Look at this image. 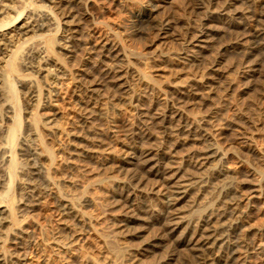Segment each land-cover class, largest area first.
<instances>
[{"label": "bare ground", "instance_id": "6f19581e", "mask_svg": "<svg viewBox=\"0 0 264 264\" xmlns=\"http://www.w3.org/2000/svg\"><path fill=\"white\" fill-rule=\"evenodd\" d=\"M49 1L67 18L61 41L64 58L56 56L54 50L58 39L49 36L43 40L44 49L33 50L37 56L26 61L27 67L39 73L34 60L42 58L40 53L45 51L47 59L41 61L49 65L47 76L52 79L47 81L52 84L64 78L71 68L79 107L74 122L65 130V146L70 151L60 168L55 167L40 136L37 114L33 115L31 128L39 148L34 146L31 154L36 158L40 155L42 162L35 167L30 156L27 158L32 183L25 187L27 200L23 209H33L43 194L44 189L32 181L40 174L42 165L50 178L48 191L57 197L66 216L52 228L48 239L62 252L60 264H177L183 257L181 252L187 255L184 251L197 256L199 264H227L235 260L250 264V253L264 256V224L259 228L261 237L247 239L253 231L249 220L253 208L260 205L264 214V0H220L202 14L204 22L193 24L181 35L171 33L178 46L175 44L177 47L169 50L170 47L157 45L158 52L164 55L158 74L145 70L141 57L133 52L129 56L112 36L93 28L83 32V22L76 16L79 0ZM103 1L85 0L98 6ZM15 2L0 0V14L5 12L11 17ZM194 5L201 8L199 1ZM134 6L130 11L132 19L125 24L130 35L154 31L161 38L169 35L171 26L155 19L152 8ZM24 8L9 23L8 31L0 32V96L4 67L8 66V72L26 80L29 98L39 105L43 94L29 74L31 71L19 72L11 55L5 59L11 49L8 46L19 41L27 30L37 31L50 25L43 9V17L29 22V28L23 30L28 27L24 20L27 13L22 16ZM3 25L8 22L2 21L0 27ZM6 36L8 43L2 47V38ZM82 49L85 57L78 54ZM170 53L176 54L177 60L172 61ZM133 75L141 82L137 86ZM163 82L165 89L161 90ZM55 94L47 91L41 102L55 105ZM117 101L134 109L133 117L125 121L126 128L123 126L124 137H116L115 141L121 144L119 153L104 138L106 124L96 123L105 114L106 106ZM50 118L43 120L47 130L53 128V117ZM97 153L104 155L100 169L89 165ZM235 154L239 160L227 170L228 165L221 161L236 157ZM102 169L113 173L108 184H104L106 170ZM74 171L83 172L82 178L74 176ZM209 179L213 181L208 185ZM61 181L71 187L61 191L56 186ZM93 184L101 186L106 200L96 214L84 213L79 204L94 200ZM3 210L6 213L0 215L4 217H0V222L17 221L12 204L0 209ZM106 213L114 215L115 224L103 221ZM93 220L103 224L96 228L102 251L96 256L79 258L74 253L75 246ZM15 258L8 262L0 253V264H27L24 255ZM183 259L185 262L186 258ZM44 262L43 258L38 264Z\"/></svg>", "mask_w": 264, "mask_h": 264}, {"label": "rangeland", "instance_id": "374dc122", "mask_svg": "<svg viewBox=\"0 0 264 264\" xmlns=\"http://www.w3.org/2000/svg\"><path fill=\"white\" fill-rule=\"evenodd\" d=\"M43 1L44 0H17V2H15L16 7L14 6V9L11 10L10 12L11 17L8 16V14H6L5 12L1 13L2 15L0 14V23H2V21L8 22V25L6 26L3 25L0 27V32L8 31L7 26H9L12 23V21L14 20V17L18 15L21 8H24L25 6L26 7L24 8V12L22 16L24 17L25 12L27 13L26 18H24V20L27 22L26 26L29 25V22H33V21L35 22L37 18L41 19L43 15H46V17L50 18V25H48L44 29H41L42 31L41 30H37V31L27 30V32L22 35L19 41L18 40L16 42L14 41L13 42L14 44L12 46L10 45L8 46L11 49L10 51H8L9 54L5 57V59H8V57L11 58V56H13L12 63L14 67H16L21 73H29L31 71V68L27 67L28 64L26 63V61L28 59H33L34 57L37 56L35 55L34 52H36L37 50L44 49L42 45L44 44L43 40L46 37L50 36V37L56 38L55 40L58 39L57 41H55L54 50L56 52V56L64 58V56H62L64 55V51L61 47L62 46L61 41L64 40L63 34L66 33L65 30L67 29V22L65 23V20L67 18H65V15L62 14V12H60L61 11L60 9L57 10L56 7L55 8L51 7L53 5L52 2H50L49 0H46L44 1V5L48 3L47 4L48 6L47 5L44 6L42 4ZM195 1L200 2L201 8L196 9V6L194 5ZM217 3H220V0H192V3H191V0H106L105 2L103 1V4H101L100 5L101 7H100L97 4L85 2V0L83 2L79 0V2L76 4V8H77L76 16L81 18L83 22L82 23L83 32L89 31L91 28H93V29H96L103 33L108 34L110 37L112 36V38L120 46H122L123 48L125 47L124 49L129 56L133 52L137 56L141 57V59L144 61L143 68L145 70H149L154 74H158L159 71L157 68H158V65H163L161 64L160 60L163 59L164 55L158 52L157 45L159 46V43H160L163 46L162 48L165 47L166 49L170 47L169 50L176 48L178 44H176L174 39H171L170 34L173 33V34L181 35L188 28L204 22V20H202V14L207 9H210L211 7L217 5ZM84 4L85 6H83ZM134 5L135 6H146V7L152 8L155 19L159 21L161 20L165 21V23L167 21L169 26H171V30L174 32L170 30L169 35L167 33L166 37H163V38L160 37V34L157 33V31L156 32L154 31V33L151 32L152 34L148 32L149 33V34L147 33L148 35H145L146 33L140 36L139 35L136 36L132 34L130 35L128 32L127 25L125 24H126L127 19L131 18L130 11ZM99 8L100 9L102 8V11ZM42 10L44 13L42 12ZM46 10H49V11H46ZM28 15L29 16L31 15V16L28 17ZM106 24L108 26H105ZM27 28H29V26L24 28L23 30ZM108 29L110 30V32ZM7 36H9V34ZM7 36L2 38L1 42H4V44L2 43V47H5L6 46L5 43L6 44L8 43ZM0 37L2 36L0 35ZM163 39L164 40L167 39V40L164 41ZM37 43H38V46L34 45ZM175 44L177 45L176 47H175ZM39 45H41L42 48ZM38 48H41V49H38ZM33 50L35 51L33 52ZM79 51H78V54L82 55L83 57L87 55L83 49L80 52ZM170 54H169V58L172 59V61L177 60V56H175L176 54L172 53L171 56ZM39 57H42V58H37L34 60L35 69L39 70V73L38 71L37 73L36 72L33 73V71H31L29 74H32V76L36 79V83L40 89V93L43 94L41 95V101L47 91H49L52 94L53 92H57V94H55L54 96L55 100L53 102L55 103V105L53 106L52 105L46 106L41 101L39 105L38 104L35 105L32 99L29 98V95H28L29 87H27L28 84L26 80L24 78L18 77L19 75L17 74H13V73L11 74L10 72H8L7 71L8 66L4 67V72H3L4 80H3L2 87H1L2 95L0 96L1 98L0 99V127L3 128V130L1 128L0 130L3 132L0 131V145L2 144L1 147L3 146V149L4 148L5 149L4 151L0 149L1 150L0 151V176H1L0 178V209H3L4 207L7 208L9 205L12 204L14 206V213L16 215L17 221L15 223L0 222V230H1L0 232L2 235V236L0 235V238L2 239V240L0 239V245H1L0 253L2 254L4 259L6 258L5 260L8 262L12 261L11 259L15 260L16 259L15 257L17 256L19 257L21 255L22 256L24 255L26 258L27 264H38V262L40 263V261H42L43 258L45 261L44 264H60L63 262V260H61L63 258L62 252H60L59 251L60 249H58L56 246L50 244L48 239H49L52 228H54L60 222V220H62L63 217L65 218L66 216L65 214H63L61 208H59L60 206L57 204L58 203L57 197H55L54 194L48 191V187H50L51 185L50 178L48 179L49 175L47 176L48 173L46 172L44 166L42 165H40L41 166L40 174L34 176L36 178L35 180L32 179V181L38 187H40L41 189H44L43 194L39 198L37 204L32 206L33 209L31 210L23 209L24 207L23 204L27 200L26 196L24 195V190L26 189L25 187H27L28 184L32 183L30 182L31 175L29 173V171L32 170V168H29V165H28L29 160L27 158H29L30 156V161L31 163H34L35 167H38V164L39 163L41 164L42 162V158L40 155H37V158H36L34 154H31L33 153V150L35 147H37V145H38L37 149L39 148L38 139L36 135L33 133V129L31 128V121H32L33 115L37 114L39 121L41 123L40 131H39L40 136L42 140L44 141L45 145L49 148L51 152L53 163L54 165H56L55 167L58 166V168H60L62 167L61 165H63L65 159L68 157L69 155L68 153L70 151V148L67 145L65 146V143H66L65 141L68 140L65 130L66 128L69 127L70 124H72V122H74L76 111H77L76 109H78L79 103L76 97H74L75 92H77L76 91L77 89L73 82L74 71H72V69L69 67L70 69L67 71V74L66 76H64V78L58 79L53 84L49 83L48 81L52 79L50 76H47L48 71H49V67H48L49 65L46 64L45 62L44 63L42 62L47 59L46 52L43 51V53H40ZM129 64L132 65L133 63L130 62ZM133 76H132L133 82L135 81L134 85L140 84L141 83L140 80L136 79L137 77L135 75ZM164 86L165 84L163 82L161 85V88H162L161 90L165 89ZM2 88H4L3 91H2ZM157 91L158 90H154V93H156ZM120 102H122V104ZM114 105H110V106L108 105L109 107L106 106L105 114L102 117L96 119V121L98 120L96 123L98 125L102 124L103 126L106 124L105 126H107L106 127L107 130L104 135V138L107 140V142L110 143L112 150L119 153L121 144L115 140L118 137H121V136L124 137V133H125L124 127L126 126L125 121L133 117L134 109H132V106L129 105L128 103L123 104V101H117L116 103H114ZM50 117L51 118L53 117L50 124L52 125L53 128L55 126V128L54 129L52 128L51 130H47L45 129L47 124H45L44 121H46ZM113 131H115V133ZM103 156L104 155L101 153H97L95 155L93 154V156L90 159L89 165H91L94 169L96 168L100 169V161L102 160ZM235 156L236 157H231L233 160H231L230 158L228 160L221 161V164L225 163L226 164L225 166L228 165L227 167H225L228 170L229 167H231V164L236 163L239 160L236 154ZM246 163L247 162H245L244 164ZM104 170H106L104 172V175L106 176V179L108 180L106 181V179H104L105 181L104 184L106 183L108 184V182L112 179L113 173H111L108 169H102L101 171L103 172ZM73 174L74 176L80 177V178H82L83 176V172L81 171H74ZM209 180H207L208 183L206 182L208 185L210 184L209 182L213 181L211 179ZM68 185L69 184H66V182H62V181L56 184L58 189H60L61 191L66 190V188L71 187ZM100 187L101 186L98 184L97 185L93 184L91 186V191L93 190L92 193L94 194L95 198L94 200H87V201H83L82 203L80 202L79 208L81 211H83L84 213H93V214L97 213L99 209V205H101L102 201L104 202L106 200V196L105 194L102 193L103 191H102V188ZM262 205L264 206V203H262ZM3 213H6V212L4 210L0 211L1 216L4 215ZM104 217L105 218L103 221L105 223L108 224V222H110V225H113V223L114 224L116 223L115 222L116 220L113 214L111 215L110 213H106ZM1 218H4V217H1ZM249 220H250V223L253 224L252 225L253 231L248 233L247 239L252 240L253 237L255 239L258 237H261L262 230L259 228H261V225L264 224V214L261 210L260 205L259 207L257 206V208L256 207L253 208V210L251 211ZM93 221L92 223L94 226L91 224L90 226H86L85 227L86 229L84 228L85 234L87 235L84 234L83 238L81 239L83 241L80 240L81 245H79L80 244L79 242V244L75 246L77 251L75 248H74L75 250L73 249L74 253L78 255L79 258L93 256L94 254L96 256V255H99L102 251V249L100 250V248H102V243H100V240H98L99 237L97 236L98 233H97L96 228L100 227L103 224L99 223L96 220H93ZM2 226L4 228H2ZM90 227H91V230L89 229ZM56 250H58L59 252ZM55 251L58 253H56ZM184 253L185 254L187 253L188 257L187 255H182V252H181V257L182 256L183 257L180 259V261L177 264H184L185 262H186L185 264H199V260H197L198 259L197 256L193 254L190 255V253L188 254V252H185V251L183 252V254ZM183 258H186L185 262L181 261V260H184ZM248 259L250 261V264H263L264 263V256L263 254H260V253H255V252L250 253L248 255ZM213 264H225V263L215 262ZM227 264H242V263L235 260V263L229 262Z\"/></svg>", "mask_w": 264, "mask_h": 264}]
</instances>
